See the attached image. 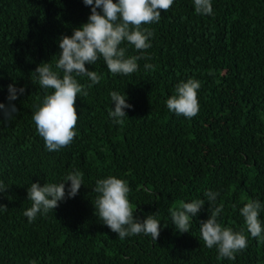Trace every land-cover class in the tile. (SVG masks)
I'll list each match as a JSON object with an SVG mask.
<instances>
[{
    "label": "trees",
    "instance_id": "trees-1",
    "mask_svg": "<svg viewBox=\"0 0 264 264\" xmlns=\"http://www.w3.org/2000/svg\"><path fill=\"white\" fill-rule=\"evenodd\" d=\"M117 0H113L116 3ZM212 15L195 13L193 0H174L159 22L142 25L154 35L151 47L130 75L112 74L102 58L88 71L102 79L77 94V135L56 152L45 148L32 114L51 89L34 74L49 63L56 69L61 36L87 22L83 0H0V104L8 86L24 88L12 101L17 112L0 113V264H264V240L252 238L240 209L261 203L264 228V0H211ZM99 12L100 10L97 9ZM126 57L141 55L123 42ZM155 66L146 71L145 64ZM82 85L87 77H75ZM188 79L201 83L199 111L191 119L169 112L166 100ZM132 105L123 125L108 113L110 93ZM74 171L83 174L78 195L29 223L27 188L59 184ZM109 176L127 182L134 216L155 214L161 222L154 242L143 233L120 239L95 213L96 181ZM67 188V184H66ZM206 191L218 193L210 205ZM201 199L188 233L176 231L170 210ZM222 227L245 228L247 247L234 260L217 259L205 247L200 222L216 206ZM235 206V207H234ZM264 235V233H262Z\"/></svg>",
    "mask_w": 264,
    "mask_h": 264
},
{
    "label": "clouds",
    "instance_id": "clouds-1",
    "mask_svg": "<svg viewBox=\"0 0 264 264\" xmlns=\"http://www.w3.org/2000/svg\"><path fill=\"white\" fill-rule=\"evenodd\" d=\"M173 2L174 0H117L113 3V0H83V4L90 6L91 10L87 22L74 28L70 37L61 36L58 41L61 51L55 67L62 71V77L53 71L49 63H42L32 73L42 89L52 90L43 97L41 104L32 114L36 131L44 140L47 151L56 152L72 143L77 135L74 131L78 120L74 107L77 94L87 96L86 89L98 84L102 79L96 71L86 70L85 64L93 65L102 58L107 69L114 75L127 76L136 72L139 68L137 61L148 58L143 56V52L151 47L150 39L154 35L153 31L142 28V25L159 22L161 13L168 11ZM193 3L196 14L212 15L211 0H193ZM123 42L134 46L141 55L126 57L127 49L120 47ZM144 68L146 71L155 70L154 65L147 63ZM77 76L87 77L91 83L82 85L77 82ZM200 86V81L194 79L178 83L175 94L165 102L169 112L188 119L196 116L199 111L197 91ZM24 92V88H16L12 84L8 86V105L0 104L3 120L11 119L17 112L12 101ZM110 97L114 108H111L108 115L114 124L123 125L127 116L125 109H131L132 105L126 102L124 93L112 91ZM82 177L81 172L74 171L59 184L45 183L42 187L39 182L30 184L27 188V200L32 204L23 213L28 222H33L38 214L53 212L60 202L78 195L83 185ZM8 190L9 188L0 181V194ZM94 191L98 194L95 213L120 239L143 233L156 241L160 234L161 222L155 218L156 213L147 215L143 221L134 216L128 199L130 188L126 181L109 176L97 180ZM204 195L210 205L215 204L218 193L206 191ZM204 204V200L196 199L188 203L182 202L179 208L170 210L171 224L176 231L188 233L192 218L197 216ZM261 208L260 202L249 200L240 209V215L244 219L247 233L252 238L264 240V228L258 219ZM7 210L6 205L0 204V211ZM222 210V205L214 207L208 219L200 222V235L205 247H216L218 260H234L236 253L247 247L245 228L234 232L231 228L222 227L217 219Z\"/></svg>",
    "mask_w": 264,
    "mask_h": 264
}]
</instances>
